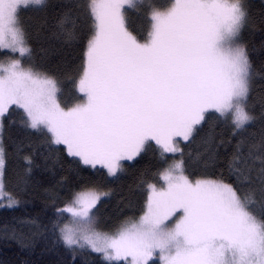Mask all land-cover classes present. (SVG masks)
Listing matches in <instances>:
<instances>
[{
    "label": "snow or ice",
    "instance_id": "obj_1",
    "mask_svg": "<svg viewBox=\"0 0 264 264\" xmlns=\"http://www.w3.org/2000/svg\"><path fill=\"white\" fill-rule=\"evenodd\" d=\"M150 152L138 209L112 207ZM9 175L0 208H34L0 239L55 264H264V0H0V192Z\"/></svg>",
    "mask_w": 264,
    "mask_h": 264
},
{
    "label": "trees",
    "instance_id": "obj_2",
    "mask_svg": "<svg viewBox=\"0 0 264 264\" xmlns=\"http://www.w3.org/2000/svg\"><path fill=\"white\" fill-rule=\"evenodd\" d=\"M262 0H250L254 11H259ZM30 14L24 13L23 19L26 23H34L29 18ZM128 23L133 29H136L142 23V16L129 14L128 13ZM246 39L249 41V46L255 45L256 49H259L260 36L256 35H246ZM32 46L34 49V54L40 63L47 65L56 64L61 61L62 57L57 54L55 49L58 47V43L51 37L47 32L35 29V34L32 40ZM261 53L257 50L253 52V57L259 59ZM76 93L73 91L71 82H68L64 86V92L61 99L68 104L73 102ZM186 150L191 152L192 161L195 164L197 156L201 151V148L197 144H191L186 146ZM161 166V162L158 156L150 152L149 154L143 155L138 158L134 164L128 166L126 174L121 177L119 183L114 184L113 187L116 189V196L111 201V206L115 207L117 200L120 197H125L124 203H127L128 199L135 200V207L132 211H135L139 207V202L141 196L139 194L137 185L138 178L141 173L148 172L153 173L156 169ZM16 190L13 178L9 175L5 181V192L7 194L14 193ZM39 202H36L38 205ZM34 208L33 204L27 206V210H6L0 208V231H3L5 225L11 229L16 227L15 217H21L27 214L28 211H32ZM22 227V226H21ZM57 256L55 253H43L41 254V249L38 247L36 251L30 252L25 248H22L17 242L13 240L0 239V264H55Z\"/></svg>",
    "mask_w": 264,
    "mask_h": 264
},
{
    "label": "rangeland",
    "instance_id": "obj_3",
    "mask_svg": "<svg viewBox=\"0 0 264 264\" xmlns=\"http://www.w3.org/2000/svg\"><path fill=\"white\" fill-rule=\"evenodd\" d=\"M156 2H158V3H165V2H167V0H156ZM128 13L129 14L131 13V14H134V15H139V13H137V12H135L133 10H129ZM7 195L8 194L5 191L0 192V196H7Z\"/></svg>",
    "mask_w": 264,
    "mask_h": 264
}]
</instances>
